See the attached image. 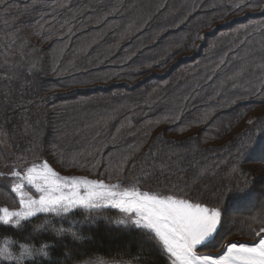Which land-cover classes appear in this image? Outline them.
I'll use <instances>...</instances> for the list:
<instances>
[{
    "label": "rangeland",
    "instance_id": "rangeland-1",
    "mask_svg": "<svg viewBox=\"0 0 264 264\" xmlns=\"http://www.w3.org/2000/svg\"><path fill=\"white\" fill-rule=\"evenodd\" d=\"M86 1L0 0V207L18 203L9 173L41 160L61 175L136 180L143 189L188 184L210 198L251 139L239 163L259 175L264 0H104L99 12L72 23L80 2V12L93 6ZM242 2L259 7L235 9ZM193 4V23L188 13L169 18ZM66 9L76 10L62 16L59 38L41 34L43 22L57 24ZM179 41L194 46L181 51ZM75 113L85 121L66 117ZM261 206L264 196L237 205L221 235L250 239L248 220ZM107 210L122 216L111 208L93 214Z\"/></svg>",
    "mask_w": 264,
    "mask_h": 264
},
{
    "label": "snow or ice",
    "instance_id": "snow-or-ice-1",
    "mask_svg": "<svg viewBox=\"0 0 264 264\" xmlns=\"http://www.w3.org/2000/svg\"><path fill=\"white\" fill-rule=\"evenodd\" d=\"M234 7L242 10L259 5L242 2ZM260 95L264 97V87ZM248 123L255 126L258 121ZM261 131L264 133V128ZM252 147L251 139L241 144L228 182L213 188L210 198L194 195L188 184L143 189L136 180L107 183L99 178L61 175L46 160L25 164L19 170L17 166L9 175L14 179L10 190L18 203L15 209L0 207V226L19 230L30 224L32 232L16 251L11 245L0 247V264H24L29 258L37 264L36 257L50 261L57 242L44 241L37 247L32 243L35 235L51 231L57 237L83 241L86 237L81 231L71 226L57 227L54 218L66 220L75 210H83L87 213L85 222L94 224L92 213L105 208L122 214L117 225L135 230L137 252H125L128 260H103L84 259L86 253L69 250L66 259L76 257V264H264V206L249 217L245 234L250 239H226L221 235L237 205L264 196V169L253 175L254 170L244 171L239 163ZM201 176L194 177L192 184L198 183ZM34 218L39 222L32 224Z\"/></svg>",
    "mask_w": 264,
    "mask_h": 264
},
{
    "label": "trees",
    "instance_id": "trees-1",
    "mask_svg": "<svg viewBox=\"0 0 264 264\" xmlns=\"http://www.w3.org/2000/svg\"><path fill=\"white\" fill-rule=\"evenodd\" d=\"M104 0H94L93 6L89 5V1H86V4L89 5L87 11L80 12L79 7L82 5L81 2L78 5L77 11L75 12V17L77 19L72 20V23L75 21L78 22V19H86L92 15L94 12H99L100 7L103 5ZM198 7V5L196 6ZM97 8V10H96ZM195 5L193 4V8L190 10V12L182 13L169 17L173 20H176L174 17H182L185 14H192L196 10L194 9ZM76 9L72 10H63L59 16L55 17L59 20V22L56 24V22L52 21L48 24L47 21H44L43 23L47 26L41 25V29L43 32L41 34L48 35L52 40H57L60 35L59 33V27L61 24V21L63 19V15L68 14L67 16L70 17L72 13ZM55 12H60L59 10ZM187 14V15H188ZM79 15V17H78ZM104 16V15H102ZM164 16V15H163ZM196 16V15H195ZM193 14L191 15V22L193 23L196 18H193ZM59 18V19H58ZM111 22V21H110ZM110 24V23H109ZM67 26H70V23L67 24ZM71 28V27H69ZM74 28V26H73ZM71 28V30H75ZM5 32V30H3ZM2 32V31H1ZM0 32V33H1ZM8 33V32H6ZM9 33L13 34L10 30ZM57 34H59L57 36ZM4 35V34H3ZM147 36V35H144ZM3 37V36H1ZM149 38V36H147ZM7 41L6 38L3 37ZM194 41H179V44L184 43L178 50L185 51L190 50L194 46ZM190 45V46H189ZM155 51V50H154ZM8 68V67H7ZM28 87L29 82H28ZM35 88V87H34ZM158 140V139H157ZM156 140V141H157ZM215 149V148H214ZM185 150V149H184ZM191 150V149H189ZM211 151V150H210ZM108 214H104V217H96L94 224H89L85 222V216L87 215L84 211H78L73 214H70L68 219L66 220H60L59 217L54 218V223L57 227L63 226L65 228L71 226L74 230H79L82 232V234L86 237L83 241H75L72 239L71 236H63V237H57L55 234L51 231L40 233L38 235H35L32 239V243H34L37 247L40 246V243L44 241L48 242H57L56 247L51 252V258L50 261L45 258L36 257L37 264H76V257H72L71 259H66V253L69 252V250H72L73 252L79 251L82 255H84V259L88 258H101V259H118L120 257H123V259L128 260L130 259L129 256L124 255L125 252H131L135 254L137 252V244H136V233L135 230H129L125 229L123 226L117 225L116 221V211L113 210H107ZM93 216H95L92 213ZM42 218V217H41ZM110 218H113L110 220ZM79 221L80 223H77ZM38 219H33L32 224L38 223ZM32 232V228L30 224H25L22 229H13L11 227H3L0 226V241H6L9 240L12 243V248L14 251L18 249V246L20 243H25V237H28L29 234ZM24 264H32V258L27 259ZM163 264V262H161Z\"/></svg>",
    "mask_w": 264,
    "mask_h": 264
},
{
    "label": "bare ground",
    "instance_id": "bare-ground-1",
    "mask_svg": "<svg viewBox=\"0 0 264 264\" xmlns=\"http://www.w3.org/2000/svg\"><path fill=\"white\" fill-rule=\"evenodd\" d=\"M187 8H188V10H189V6H187ZM184 11H185V9H184ZM186 11H187V9H186ZM66 56H67V55L64 54L63 58L66 57ZM82 63H83V62H78L77 65H78V66H79V65H82ZM125 94H126V93H125ZM123 95H124V94H117V95H115L114 97H118V98H120V97L123 96ZM127 95H128V94H127ZM127 95H126V96H127ZM110 111H111L110 119L116 122L117 119H118V116H117L118 111H116V108H110ZM73 115L76 116L74 119H77L79 114L75 113V114H72V115H67L66 117H74ZM85 119H86V118H85L84 116L79 115V118H78L77 120H79V121H81V122L83 123V122L85 121ZM111 120L108 119V121H109L110 124L112 125V121H111ZM106 123H107V122H106ZM106 123H105V124H106ZM88 125L91 126L90 124H88ZM84 135H86V132L84 133ZM86 139H87V140L91 139V136H86ZM78 211H83V210H77V211L75 210L74 213H75V212H78ZM243 240H246V239H243Z\"/></svg>",
    "mask_w": 264,
    "mask_h": 264
}]
</instances>
